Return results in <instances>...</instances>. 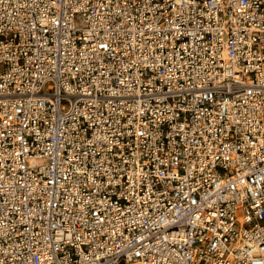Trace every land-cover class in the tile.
I'll list each match as a JSON object with an SVG mask.
<instances>
[{
    "label": "built area",
    "instance_id": "1",
    "mask_svg": "<svg viewBox=\"0 0 264 264\" xmlns=\"http://www.w3.org/2000/svg\"><path fill=\"white\" fill-rule=\"evenodd\" d=\"M0 264H264V0H0Z\"/></svg>",
    "mask_w": 264,
    "mask_h": 264
}]
</instances>
